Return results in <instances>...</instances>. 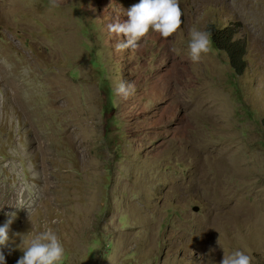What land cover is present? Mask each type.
<instances>
[{
  "label": "rangeland",
  "instance_id": "obj_1",
  "mask_svg": "<svg viewBox=\"0 0 264 264\" xmlns=\"http://www.w3.org/2000/svg\"><path fill=\"white\" fill-rule=\"evenodd\" d=\"M0 264H264V0H0Z\"/></svg>",
  "mask_w": 264,
  "mask_h": 264
},
{
  "label": "trees",
  "instance_id": "obj_2",
  "mask_svg": "<svg viewBox=\"0 0 264 264\" xmlns=\"http://www.w3.org/2000/svg\"><path fill=\"white\" fill-rule=\"evenodd\" d=\"M207 32L211 43L217 49L222 50L228 57L229 64L238 74L243 73L245 68V40L233 36L235 31L231 27L217 28L208 25Z\"/></svg>",
  "mask_w": 264,
  "mask_h": 264
},
{
  "label": "water",
  "instance_id": "obj_3",
  "mask_svg": "<svg viewBox=\"0 0 264 264\" xmlns=\"http://www.w3.org/2000/svg\"><path fill=\"white\" fill-rule=\"evenodd\" d=\"M171 16L179 25L184 22V11L179 4L171 6Z\"/></svg>",
  "mask_w": 264,
  "mask_h": 264
}]
</instances>
